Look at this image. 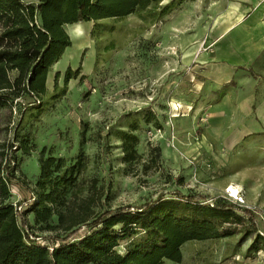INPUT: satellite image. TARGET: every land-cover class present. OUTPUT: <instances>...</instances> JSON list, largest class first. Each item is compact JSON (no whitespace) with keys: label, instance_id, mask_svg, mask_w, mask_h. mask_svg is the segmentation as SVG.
Here are the masks:
<instances>
[{"label":"rangeland","instance_id":"rangeland-1","mask_svg":"<svg viewBox=\"0 0 264 264\" xmlns=\"http://www.w3.org/2000/svg\"><path fill=\"white\" fill-rule=\"evenodd\" d=\"M214 1L163 0L156 16L174 4L158 20L149 13L152 4L123 19L66 26L72 44L49 72L43 106L17 116L10 109L0 112V165L17 134L30 153L17 176L35 187L42 152L45 159H63L66 167L75 166L73 198L93 197L95 214L174 197L179 190L230 199L254 213L264 234V122L254 121L257 108L251 100L220 111L216 106L225 94L235 98L249 92L228 91L194 73L201 54L212 51V38L204 37L216 13ZM69 70L72 79L65 83ZM219 114H226L225 121ZM127 133L136 137L139 156L128 164L122 149ZM29 199L26 190L13 185L6 203L16 207ZM236 232L185 244L180 264H264V245L251 250L256 233L247 237L243 226Z\"/></svg>","mask_w":264,"mask_h":264},{"label":"trees","instance_id":"trees-1","mask_svg":"<svg viewBox=\"0 0 264 264\" xmlns=\"http://www.w3.org/2000/svg\"><path fill=\"white\" fill-rule=\"evenodd\" d=\"M161 1L0 0V112L10 109L17 116L43 106L49 72L72 44L66 26L123 19L148 11L152 4L149 13L158 20L174 4L156 16ZM71 79L69 70L65 83ZM11 140L0 165V264H180L185 244L232 237L238 226L246 228L247 237L256 233L252 251L264 245L254 213L228 198L210 200L177 190L174 197L95 214L93 197L73 198L75 166L66 167L63 159H45L42 152L35 187L18 177L17 167L30 153L17 134ZM136 141L131 133L123 136L127 164L139 157ZM13 185L30 194L16 207L6 203Z\"/></svg>","mask_w":264,"mask_h":264},{"label":"crops","instance_id":"crops-1","mask_svg":"<svg viewBox=\"0 0 264 264\" xmlns=\"http://www.w3.org/2000/svg\"><path fill=\"white\" fill-rule=\"evenodd\" d=\"M212 8L216 13L204 37L212 38V51L201 54L194 73L228 91L241 87L249 92L235 98L225 94L216 106L220 111L225 105L232 109L251 100L253 110L257 108L254 121L264 122V0H216ZM218 117L221 122L226 114Z\"/></svg>","mask_w":264,"mask_h":264},{"label":"built area","instance_id":"built-area-1","mask_svg":"<svg viewBox=\"0 0 264 264\" xmlns=\"http://www.w3.org/2000/svg\"><path fill=\"white\" fill-rule=\"evenodd\" d=\"M227 193H228V197H229V198H233L234 200H237V201H239L240 203H242L241 200H238L235 196H232V194H231L230 192H227Z\"/></svg>","mask_w":264,"mask_h":264},{"label":"bare ground","instance_id":"bare-ground-1","mask_svg":"<svg viewBox=\"0 0 264 264\" xmlns=\"http://www.w3.org/2000/svg\"><path fill=\"white\" fill-rule=\"evenodd\" d=\"M75 28H76V27H75ZM72 32H73V31H72ZM81 32H82V31H81ZM230 191L233 192L234 195H236V196L238 195V192H237V190H236L235 188H231ZM238 196H239V195H238ZM238 196H237V197H238Z\"/></svg>","mask_w":264,"mask_h":264},{"label":"clouds","instance_id":"clouds-1","mask_svg":"<svg viewBox=\"0 0 264 264\" xmlns=\"http://www.w3.org/2000/svg\"><path fill=\"white\" fill-rule=\"evenodd\" d=\"M78 28H79V26H78ZM81 31H82V29H81Z\"/></svg>","mask_w":264,"mask_h":264}]
</instances>
